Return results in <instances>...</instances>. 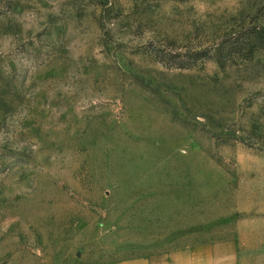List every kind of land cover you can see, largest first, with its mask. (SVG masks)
<instances>
[{
  "label": "rangeland",
  "instance_id": "1",
  "mask_svg": "<svg viewBox=\"0 0 264 264\" xmlns=\"http://www.w3.org/2000/svg\"><path fill=\"white\" fill-rule=\"evenodd\" d=\"M257 24L264 0H0V264H264V48L225 42Z\"/></svg>",
  "mask_w": 264,
  "mask_h": 264
},
{
  "label": "crops",
  "instance_id": "2",
  "mask_svg": "<svg viewBox=\"0 0 264 264\" xmlns=\"http://www.w3.org/2000/svg\"><path fill=\"white\" fill-rule=\"evenodd\" d=\"M100 264H238L235 244L230 241L204 242L162 255H134Z\"/></svg>",
  "mask_w": 264,
  "mask_h": 264
},
{
  "label": "trees",
  "instance_id": "3",
  "mask_svg": "<svg viewBox=\"0 0 264 264\" xmlns=\"http://www.w3.org/2000/svg\"><path fill=\"white\" fill-rule=\"evenodd\" d=\"M225 42L228 46H234V48H232L234 53L239 54L241 51L245 50L244 53L246 54L244 57L250 58L257 49L264 48V24L243 28V31L238 34L235 32L232 34L230 33L227 35ZM219 51L217 52L218 56L215 60L221 67H224L225 62L222 60L221 56H219ZM199 57L200 59H204L203 56Z\"/></svg>",
  "mask_w": 264,
  "mask_h": 264
}]
</instances>
